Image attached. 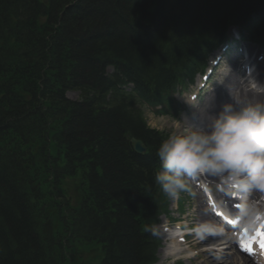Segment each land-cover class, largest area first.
I'll use <instances>...</instances> for the list:
<instances>
[{
	"label": "trees",
	"instance_id": "16d2710c",
	"mask_svg": "<svg viewBox=\"0 0 264 264\" xmlns=\"http://www.w3.org/2000/svg\"><path fill=\"white\" fill-rule=\"evenodd\" d=\"M28 1L33 9L19 18L27 48L16 63L6 36L21 1L0 0V146L12 149H0V264H67L73 237L103 245L101 264H146L150 240L137 219L149 206L155 158L135 154L127 135L152 150L161 138L125 101L106 102L107 65L123 63L118 68L132 82L146 77L164 84L171 76L170 56L157 52L164 37L171 35L180 58L197 56L199 35H222L223 7L232 8L228 16L238 23L250 24L256 14L264 26V0H152L150 27L135 21L148 0ZM68 90L82 92L83 102L65 99ZM77 170L89 198L78 213L64 216L56 196ZM43 179L51 180L48 201L39 187Z\"/></svg>",
	"mask_w": 264,
	"mask_h": 264
},
{
	"label": "clouds",
	"instance_id": "9594fccd",
	"mask_svg": "<svg viewBox=\"0 0 264 264\" xmlns=\"http://www.w3.org/2000/svg\"><path fill=\"white\" fill-rule=\"evenodd\" d=\"M156 155L160 171L155 182L169 198H178L187 190L185 178L198 174L220 177L229 191H264V103L224 104L205 126L169 135ZM256 213L246 196L241 219L251 222ZM145 231L158 235L152 227ZM193 231L206 236L220 234L223 228L202 222Z\"/></svg>",
	"mask_w": 264,
	"mask_h": 264
},
{
	"label": "bare ground",
	"instance_id": "6f19581e",
	"mask_svg": "<svg viewBox=\"0 0 264 264\" xmlns=\"http://www.w3.org/2000/svg\"><path fill=\"white\" fill-rule=\"evenodd\" d=\"M253 19L255 16H258L256 14H253ZM258 20H261L262 18H257ZM237 78H235V75H232L231 77L227 78L225 85L227 86L226 90L222 95L216 98L217 101H219L220 109L224 104H234V103H256L261 102L264 103V92L263 93H257L255 91H247L246 89L242 88V85L238 82H236ZM257 83V87L260 89H264V73H260L258 77L255 78V84ZM207 117V111L206 109L202 110L201 114V120H204ZM208 120L203 121V124L201 127L205 126ZM205 177L212 178V175L205 174ZM223 191H227V188L223 189ZM254 196L258 195V191L253 192ZM218 200H222L223 203H228L230 200L229 195L225 192L224 194H219L217 196ZM260 206H258L259 209ZM205 211V201L203 196H199L198 201L196 202V214L199 212ZM193 222L195 224H199L202 222H211L209 219V216L207 214L204 215H196ZM193 238H197V243L195 244V254L191 259L188 260V264H254L251 261L240 259L238 252H233L229 248L230 246H226V248H223L221 250H213V251H201L202 247L206 246L207 244H214L216 245V241H221L222 235L216 234V235H206V236H200L194 233L192 235ZM211 241V242H210ZM175 243V242H174ZM190 251V249H189ZM191 252V251H190ZM216 252H219L218 254ZM232 253V258H229L225 261L220 260V257L226 253Z\"/></svg>",
	"mask_w": 264,
	"mask_h": 264
},
{
	"label": "rangeland",
	"instance_id": "374dc122",
	"mask_svg": "<svg viewBox=\"0 0 264 264\" xmlns=\"http://www.w3.org/2000/svg\"><path fill=\"white\" fill-rule=\"evenodd\" d=\"M230 11L231 12L233 11L231 7H228V8H227V6L226 7H223V11L222 12L225 14V16ZM72 98H77V95H75V94L72 95ZM152 120H153V117L152 116H149L147 118L148 124H149V126L151 128L158 127L160 129H167V131H169V132H172L173 130L175 131V129H176L175 127L172 128V127L162 126L161 125V121H159V120H155V121H152ZM172 133H174V132H172ZM80 255H81L82 259H83V263L86 262L88 264H93V261L96 258V252L93 249H85L83 251L80 250Z\"/></svg>",
	"mask_w": 264,
	"mask_h": 264
},
{
	"label": "snow or ice",
	"instance_id": "6c2138e0",
	"mask_svg": "<svg viewBox=\"0 0 264 264\" xmlns=\"http://www.w3.org/2000/svg\"><path fill=\"white\" fill-rule=\"evenodd\" d=\"M257 219H259V217H257ZM262 231H264V230H262Z\"/></svg>",
	"mask_w": 264,
	"mask_h": 264
}]
</instances>
